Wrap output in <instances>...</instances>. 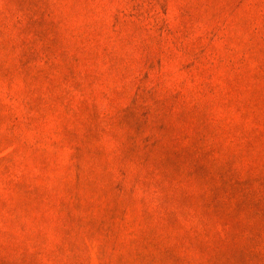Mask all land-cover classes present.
Returning a JSON list of instances; mask_svg holds the SVG:
<instances>
[{
	"label": "rangeland",
	"instance_id": "1",
	"mask_svg": "<svg viewBox=\"0 0 264 264\" xmlns=\"http://www.w3.org/2000/svg\"><path fill=\"white\" fill-rule=\"evenodd\" d=\"M0 264H264V0H0Z\"/></svg>",
	"mask_w": 264,
	"mask_h": 264
}]
</instances>
